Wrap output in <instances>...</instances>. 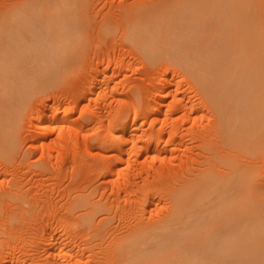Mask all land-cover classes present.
<instances>
[{"label":"bare ground","instance_id":"6f19581e","mask_svg":"<svg viewBox=\"0 0 264 264\" xmlns=\"http://www.w3.org/2000/svg\"><path fill=\"white\" fill-rule=\"evenodd\" d=\"M13 1L0 8V24L14 19L20 13L29 12L30 10L36 11L37 4H40L39 6L58 5L60 6L58 8L68 4L73 6L80 4V0ZM132 1L126 0L123 3L126 4L124 6L130 7L134 5L140 7L127 15L124 11L125 18L122 15L124 18V21H122L126 25L122 24L126 27L124 30L128 40L140 47L145 53H149L153 62L164 56L165 59L172 60V62L183 63L194 77L199 90L204 94L202 101L208 106L207 109L211 107L215 112L216 120L212 130L209 127L206 129L205 126H197L198 128L193 129L196 136L204 140L203 142L201 141V147L197 146V148H200L199 150L202 148L203 152H200L204 155V159L200 161V157H202L200 153L201 156H199L198 161L201 164L199 166L196 164L198 166L197 170L196 168L191 169L185 166V169L181 170L183 176H180L182 173L178 174V171L177 175H174L176 173L174 171L169 174L168 170V175L162 174L158 178V182L157 178L154 179L155 181L153 179L149 181V176H144V178H148L144 181L148 180L149 182L147 184L144 182L146 186H140H144L147 191H142L144 194L141 195L142 197L138 195L134 199V204L138 203V201L144 204L148 199L155 202L154 194L151 196L153 192L150 193V190L154 189L159 191L158 195L161 193V196H164L163 210L160 208L159 212L157 211L158 213L149 214V216L153 214V218L148 221L142 220L145 214H138L137 218H135L138 221L135 224L133 223L135 227L132 226L122 236H115L110 239L108 242L110 250L108 249L106 252L110 253V259L115 258L124 264H241L240 249L236 250L237 246L242 247L247 244L245 241L251 243L258 236L252 229L247 232L242 231L241 226H254V229H256V226H264V196H261L258 193L259 191L256 193L257 188L264 185V166L261 167L258 161L253 159L254 162L252 164L249 162L250 164L246 167V171L244 170V173L241 172L242 175H238L236 170L232 169L234 166L232 168L226 167L225 169L220 167L222 162L218 161L222 159L218 158V154H221L226 161L229 155L233 154V149L230 152L229 148L228 154H226L227 152L225 154L222 153L224 151L223 142L226 140L233 148L235 143L241 142L239 144H242L245 141L247 144L250 138L251 141L249 143L251 146L255 144L257 149L260 145L264 146V0H163L154 3H146V0H134L135 3H131ZM137 1H140V3L138 2L139 5L136 3ZM117 14L119 15V13ZM117 20L119 21V19ZM111 24H108L107 28L112 27ZM67 65V63L63 64L62 68L57 71V77L60 80H65L64 71ZM108 66L98 70V73L92 78V84L88 88V93L93 95V97L96 95L99 98L98 100L101 99L105 102L109 99V94H106L107 92L98 93V89L105 84L109 86L108 75L107 78L105 76V74H108ZM111 75H109L110 80ZM4 77H7V81H2L0 77V162L7 164L9 161H16L17 163L19 158L17 161L13 157L18 155V153L23 155L29 153L31 155L33 153L32 149H22L23 144L25 145L27 140L38 139L39 141L35 146L37 152L38 149H42L44 153L49 151V154L45 155L46 153H43L41 162L37 163L38 166L35 164L37 168L33 166L35 167V171H33L36 172L38 179L36 178L33 183H28L29 179L26 180L28 185L31 184L29 187L24 188L25 183L22 182L23 172L19 173V170H16L17 174H15V177L12 176V179L7 181H5L6 178L0 180V224L6 223L7 227L6 230L0 231L5 234V236H1L0 233V259H4H2L3 261L0 260V264H72L74 258L80 257V251L83 248H80V243L84 242H80V226H101L96 233L99 235L97 236L98 238L100 237L104 240L107 232L106 230L102 231V226H111L112 220L116 215L115 211L121 209L117 211L121 212L127 209V204L131 205V200L129 201L127 197L125 198L124 196V201H121L122 199L120 198L121 194L123 195L122 190L130 188V186L133 187L136 181L131 172L133 169L131 167V159H127L124 150L132 148L133 145L131 147L129 145L128 149L125 146L134 140L131 136L137 135V131L130 129L131 125L128 126V121H126L128 109L122 105L114 113L111 111L112 113L108 115H106L107 112L103 108L100 113L96 111L102 115H100L101 117L96 115L98 113L95 115L90 113L89 118H100L99 123L104 124V133L100 140L94 138L95 136L91 137V139L97 140L103 145L102 149L104 151L111 153L100 164L96 161L94 163L100 165V171H105L104 174L118 173V175L123 176L124 180L121 181L120 186L117 185L119 187L118 190L116 189L117 191L115 190V193H117L115 196L112 195L113 197L110 198L111 195L108 197L110 193L105 192L106 195L108 194L106 200L103 197L94 200L92 195L95 192L94 188L98 187V185L89 193L84 192V187L78 190L77 186L79 185L77 183L80 181V169L76 168L75 170V167H73L71 183L65 185L63 189L57 190L56 188L60 194H55V187H51L53 184L50 181L51 179L54 180L53 178L60 179L61 175L64 178L67 176L65 174L67 173L71 155L73 156L71 161L74 166L78 164L79 167L80 163L88 167L93 165V160L89 158L80 160V142L76 141L75 144L74 140L77 137L75 139L72 137L74 132H79L80 123H75L74 127L68 121L64 123V117L58 115L56 111L58 108H56V104L59 101L54 105H50L45 102L43 97L38 99V102H35L31 109L29 108L32 105V98L38 93L50 91L49 86L51 85L46 84V86L43 85L40 88L36 87L38 89L33 90L27 97L25 93L29 88V84H24L27 81L23 75L19 73H4ZM55 90L53 92L56 95ZM78 91H80V88H78ZM37 104L41 105L35 109ZM75 104H77V101ZM187 105H190V103ZM61 106L63 105L60 104L59 107ZM190 106L192 107L191 114L194 111L196 113L195 104ZM153 109L154 106L151 105L149 113ZM167 109L166 111H168ZM188 109L189 113L190 109ZM28 110L27 116H33L38 112V122L35 123L38 129H36V133H33L31 127H29L33 119L24 120ZM102 110L104 113L101 112ZM68 117L66 118L68 119ZM145 133L146 139H142H145L146 142L151 143L157 137L156 134L153 135L155 132L153 134ZM53 134L56 136L51 138ZM210 135L215 139L206 142L205 139L208 136L210 137ZM154 136L156 137L154 138ZM136 137L139 139L144 137V135ZM49 139H51L49 143L51 147L47 149L45 144L48 143ZM89 139L87 138L86 140L89 141ZM136 139L135 143L137 142ZM143 147L145 148L144 145ZM152 147L154 151L156 147L154 145ZM152 147L150 148L152 149ZM236 148L237 152L239 149L237 144ZM199 150L197 149V151ZM143 155L145 154L143 153ZM232 157L234 158V154L230 159H233ZM112 158L115 161H112ZM22 160L21 164L26 159ZM238 161L237 159L236 164H239ZM124 163L128 165L122 168ZM224 163L226 164L225 161H223ZM16 165L18 166V164ZM32 168L30 167L29 170ZM260 171H262V175L258 177ZM29 173L31 174V172ZM219 173H222L220 174L221 176H219ZM175 176L181 178L175 179ZM34 178L32 177V179ZM108 186L99 187H105L104 189H106ZM246 194L251 195L255 208L254 215L244 223L240 201ZM134 204L131 205V208H128L131 210ZM139 205L142 208L145 207L144 205ZM61 209H63V212ZM112 211H114V214H111L113 213ZM127 212L128 209L125 213ZM151 212H153L152 209ZM125 215L129 217V214ZM140 215L142 216L141 220ZM39 216L42 218L41 221H46L45 223L48 221L52 222L54 219L58 223H62L61 225H68L67 223H69L73 226H57L58 224L56 226H24L23 223L26 222L25 225H27V222H34L33 219L36 221ZM123 218L120 215V220L119 218L117 220L121 222ZM135 219L133 221H136ZM18 222H20L19 226H17ZM114 222L113 224L115 225ZM123 222V225L124 223L126 224V222ZM10 224L16 226H9ZM36 224L38 223H34V225ZM113 224L112 226H114ZM122 224L121 226H123ZM129 224L126 226L133 225ZM196 226L207 227L200 230L199 234L191 235ZM209 226L220 227L210 230L212 228ZM230 228L235 230L224 236L221 235L218 239V247L212 248L216 240L213 241L211 236L216 234L219 229ZM111 229L108 231L110 232ZM179 232H183L184 235L181 236ZM173 233L177 234L173 235ZM209 233L210 235H207ZM174 241L181 245L185 244V251L181 252L182 249L175 251L170 249ZM235 252L239 253L236 254ZM139 254L144 256V258H141L142 256L140 257ZM164 254L168 255L164 256ZM79 260L75 259L76 262L73 261V264H80Z\"/></svg>","mask_w":264,"mask_h":264},{"label":"rangeland","instance_id":"374dc122","mask_svg":"<svg viewBox=\"0 0 264 264\" xmlns=\"http://www.w3.org/2000/svg\"><path fill=\"white\" fill-rule=\"evenodd\" d=\"M12 1L13 0H0V8L3 7L4 5L10 4ZM125 1L126 0H84V1L80 0V4H77L74 6L68 4V5H64L61 8H58L60 7L58 5L57 6L55 5L54 6H47V5L39 6L40 4H37L38 6L36 7V11L30 10L29 12L27 11L25 13H20L14 19L8 20L7 22H3L0 24V77L2 81H7V77H4V73H9V74L19 73L20 75H23L27 81L24 84H27V83L29 84V88L27 89V92L25 93V96L27 97H29V94L33 90L38 89L43 85L46 86V84L51 85L49 86L50 91L48 90L47 92H43L40 94L38 93L35 95L34 98H32L33 99V101L31 102L32 105L29 108L31 109V107L35 105V102L37 103L38 102L37 100L42 99L43 97L45 98V102L49 103L50 105H54L58 101L59 103L61 102L60 104H62L63 106L59 107L60 104L57 103L56 108L57 107L58 108L57 109L55 108V109L58 112V115H61L62 117H64V123L65 121H68L70 122L69 123L70 125L73 124L71 125L73 127L75 126L74 125L75 123H80L79 132L78 133L77 131L74 132L73 134L74 136H72L73 139L77 137L74 140L75 144H76V141L80 142V147H79L80 160L88 159V158L93 160L92 162L93 165L90 167L82 163H80V166L78 167V164L74 166V164L72 163L71 159L73 158V156L71 155L68 166H67L68 167L67 173L65 174L67 176L64 178V176L61 175L59 177L60 179L53 178L55 181L52 179H51L52 182L50 181V183L53 184V185L50 184L52 185L51 187L52 188L55 187L54 188L55 194L59 195L60 193H58L57 190L63 189L65 185H68L71 183L73 167H75V170L76 168L78 170L80 169V181L77 183V185H79L77 186L78 190H81V188L84 187L85 188L84 192L89 193L94 187L98 185V187L94 188L95 189L94 191L95 192L97 191L96 194L94 192L92 195L94 200L100 199L101 197H103V199L106 200L107 195L109 193L110 194L108 195V197H110L111 195L110 198L113 197L112 195L115 196L117 194L115 193V190L116 189L118 190V187L120 186L121 181L124 180L123 176H121L120 174L118 175V173L106 175L104 174L105 171H100L101 170L99 167L100 165H96V163H94L96 161L98 164H100V162H102L103 159L107 158L111 154L110 152L104 151V149H102L103 145L97 142V140H100L101 136L104 133V124L99 123L100 118L96 119L95 117L94 119H91L88 117L90 113L91 115H95L96 113H98L96 111H99L100 113V110L102 108L103 110L107 112L106 115H108L109 113L110 114L112 112L114 113V111L119 106L121 105L124 106L125 108L128 109V116L126 117V121H128L127 122L128 126L131 125L130 129L137 131V135H135L134 137L131 136V138L134 139L130 141L131 144L129 143L125 146L126 149H128L129 145H130L129 147L133 145L132 148H130L129 150H124V152H126L127 159L129 160L131 159L130 160L131 165H132L131 167L133 168L131 172H132L133 177H135L134 178L136 180L135 184L137 185L135 187V184H134L133 187L130 186V188L128 187L125 190H122L123 195L121 194V198H120L122 199L121 201H124L125 198L127 197L129 201L131 200L130 204L131 205L134 204V201H135L134 199H136L138 195L139 196L143 195L144 191L145 192L147 191L146 189H144V186H140V185L146 186V184L149 181H152V179L153 181H155L154 179L156 178L158 182L159 181L158 178L162 174L168 175V170H169V174L170 172L174 171L176 172L174 175H177V171H178V174L182 173L180 176H183V172L181 170L185 169V166H188L191 169L196 168L197 170L198 166L201 164V162H199L198 160H199V156H201L200 153L203 152V150L202 148L201 150H199L200 148H197V146L201 147V141L203 142L204 140L199 139V137L196 136V134L194 133L193 129L195 130L196 128H198L197 126H203V127L205 126L206 129H208L209 127V129L212 130V127L215 124L216 114L212 110L211 107L207 109L208 106L204 103V101H202L204 94L201 92V90H199V86L196 85L194 77L192 76V74L189 73L188 69L183 65V63L181 64L179 62H172V60L165 59L164 56H161L158 61L156 60L153 62L149 53L147 52L145 53L143 50L140 49V47L136 46L135 44H133V42H130V40H128L127 34L124 30L126 28L125 22L123 23L124 18L129 12H132L133 10L136 11V9L140 7L134 6V5L130 7L124 6L126 5V4H123L125 3ZM130 1L132 0H129V2ZM161 1L163 0H149V1L146 0V3H151V2L154 3V2H161ZM133 2L135 3L134 0L131 3ZM138 2L140 3V1L136 2L139 5ZM142 3H145V2H142ZM124 7L126 8L128 7V9ZM129 8H131L130 9L131 11L129 10ZM124 11L126 15H124ZM117 13H119V15ZM122 15L124 16V18L122 17ZM117 19H119V21ZM111 22H113V24H111ZM122 23L125 25H123ZM108 24H111L112 27L114 25L113 27L114 29L112 27L107 28ZM104 26L106 27V29ZM85 28L86 30H84ZM102 30H105V31H102ZM65 63L68 64L66 70L64 71L65 80H60L57 77V71L60 68H62V65ZM105 66H108V71H107L108 74H105V76L107 78V75H108L107 79L109 81V86L107 84L101 86L98 89V93L107 92L106 94H109V99L107 100V102L102 101L101 99L98 100L99 98H97L96 95H94L93 97V95L88 93V88L92 84V78L98 73V70H101ZM109 75L112 76L111 80H110ZM56 82H58V84H56ZM78 88H80V91H78ZM54 89H56L55 90L56 95L53 92ZM79 92H80V95H79ZM175 93L176 95H174ZM55 99L56 100L58 99V100L56 101ZM76 101H77V104H75ZM188 103H190V105L195 104V107L197 110L196 113L194 111V113L191 114L190 111L192 107L190 105H187ZM165 104L168 106V109ZM40 105L41 104H37L35 106V109L40 107ZM151 105L154 106V109L152 112L149 113V108ZM180 106L184 110L181 109ZM166 109L168 111H166ZM187 109L189 110V113ZM29 110L26 113L24 120L33 119L32 123L29 122L31 123L29 127H31L33 133H36L38 129L35 123L38 122V118H37L38 112L35 113L33 116L31 115L27 116V114L29 113ZM103 110L101 111L102 113H104ZM168 112H170L171 114ZM99 113L96 115L101 117L102 115ZM167 115L170 117H168ZM191 115L194 117H192ZM65 116L66 117L69 116L68 119ZM134 117L137 119H135ZM205 123L207 126L205 125ZM66 124L68 123L66 122ZM145 132H147L148 134L149 133L153 134L155 132L153 135L156 134L157 137L154 136V138L156 137L157 139L155 138L156 139L155 140L153 138L154 140L151 143L146 142ZM143 135L144 137H141ZM55 136L56 135L53 134L51 138H54ZM93 136H95L94 138H97V140L91 139V137ZM136 136L138 137L140 136L141 137L139 138L140 140ZM87 138H90L91 140L89 139V141H87L86 140ZM142 138H145V139H142ZM207 138L205 139L206 142H210L212 141L211 139H215L213 138L212 135H210V137L208 136ZM135 139L137 141L136 142L137 144L135 143ZM250 139L247 142L248 145L245 143V141L242 142V144H239L241 143L239 142V143L234 144L235 146L234 148L233 146L228 144V140L224 139L226 141L223 142L224 151H222V153L225 154L227 152L226 154H228L229 153L228 148L230 152L233 149L234 158L232 157L233 159H230L231 156H233V154L231 156L229 155V158L226 157L227 158V161H226L225 158L221 156V154H218V158L222 159L218 161L219 159L217 158L218 162L220 163L222 162L221 164L219 163L220 167L225 169L226 167L232 168L234 166V168L232 169L236 170L238 175H242V173L246 171L245 169L246 167H248V164H250L249 162H251L252 164L254 160L255 161L257 160L258 164H260V166L263 167L264 166V163H263L264 162L263 160L264 159V146L260 145L257 149L255 147L256 145L252 144L253 146L252 147L251 144L249 143L251 141ZM50 140L51 139H49L48 143L45 144V147L47 149L48 147H51L49 144ZM38 141H39L38 139L33 140V141L27 140L25 145L23 144L22 146V149L24 148L25 150L32 149L33 155L32 154L30 155L29 153H26V155L18 153V155H16L17 157L14 156L13 159L18 161V158H19V162L16 163V161L14 162L9 161L12 163L11 164L7 162L9 166H7V164H2V162H0V180H4L5 178H6L5 181L12 179L13 177H15V174H17V171L19 170V173L23 172L22 182L25 183L24 188L29 187L31 185V184L28 185V183H33L35 181V179L37 178V175H36V172H34L35 171L34 169L37 163L41 162L42 157H43L42 155L44 153L42 149L40 150L38 149V152H37L35 146L38 143ZM236 144H237V147H239L240 149V150L238 149L239 151L237 150V152H236V149H237ZM143 145L145 146V148L143 147ZM147 145H150V146H147ZM153 145L156 147L154 151L152 147ZM150 147H152V149ZM197 149L199 151H197ZM48 152L49 151L45 152L46 154L45 153L44 154L47 155ZM143 153L145 155H143ZM19 154L21 155V157ZM201 154H202V157H200V161H202L201 159H204L203 153ZM21 158L26 159L24 163L22 162V164H21V161L23 160ZM236 158L239 160L238 161L239 164H236L237 163ZM112 161H115V159L112 158ZM223 161H225L226 164L225 163L223 164ZM15 163L18 164V166ZM127 165L128 164L126 163L122 164V168L127 167ZM29 166L31 168L33 166L35 167L29 170L30 169ZM146 166H147V169H146ZM13 167L21 168L22 170L15 169ZM240 168H242L243 170ZM13 169L17 171L15 172ZM26 169L27 171H25ZM28 170L29 172H31V174L28 172ZM239 170L240 172H238ZM141 171L142 173H140ZM261 172L262 171L259 172L260 174L258 177L262 175ZM34 174H35V178H34ZM220 174L222 173H219V176H221ZM144 176L146 177L149 176L148 177L149 181L148 180L144 181L145 179H148L146 177L144 178ZM32 177L34 179H32ZM180 178L179 176H175V179H180ZM28 179L31 181H29ZM26 180H28V183H26L27 182ZM144 182L146 184H144ZM105 185L107 186L109 185V186L106 189H104L105 187L101 188ZM138 189L140 192L138 191ZM111 191L113 192L111 193ZM105 192H107L108 194L106 195ZM257 192L261 194V196H264V185H262V187L261 186L258 187L256 190V193ZM150 193H151V196L154 194L153 198L155 202L150 201L148 199L143 204L142 202L138 201V203H135L136 205L134 204L131 210L129 209L131 208V205L127 204V206L129 207V208L126 207L128 209V212L125 213L127 209L123 211L125 214H129V217H127L128 215H125L123 211L117 212V211H120L121 209H117V211H115V214L117 215V217L121 213L120 214L121 217H124V218L120 222L119 221L120 215L118 217L119 220H117L118 218L115 215V218L112 220L113 222L114 221L117 222V223L114 222L115 225L112 222L111 226H102L103 228L102 231L106 230L107 232V235L105 234L106 237L104 240H102L100 237L98 238L97 236L99 235H97L98 233H96L101 228V226H80V242L84 241L83 242L84 244L80 243V248L83 247L81 248V251H80V257L74 258V260H72V264H73V261L76 262L75 259H80L79 260L80 264H124L122 263V261L116 260L115 258L110 259L111 257L110 253L106 252L110 248L108 245L109 244L108 242L110 241V239H112L115 236L119 237L120 235L121 236L124 235L123 233H125L127 230L132 228V226L135 227L134 224L138 221V219L136 220L135 218H137L138 214H145L146 217L143 215L144 218H142V216L140 215V220L142 218V220L148 221L149 219L153 218L152 216L153 214H156L159 212L160 208H162L161 210H163V206H164L163 202L165 203L164 196H161V193H160L159 195L162 197L161 198L158 195L159 191L154 190V189H151ZM240 202H241L240 209L243 215V222L245 223L246 221L251 219L252 215H254L253 212L255 208V203L252 200L251 195L249 194H246L241 199ZM139 204H141L142 206L144 205L145 207L142 208ZM63 209H61V211ZM140 209L141 211H139ZM151 209L153 212H151ZM112 212L113 213L111 214H114V211ZM133 212L135 213V216ZM130 213L133 216L132 218L135 219L136 221H133ZM151 213L153 214L149 216V214ZM76 215H77V212H76ZM40 216L39 218H36V221L33 219L34 222H27V225H25L26 222L23 223L24 226H53V225L56 226L57 224H58L57 226H59L62 224V223L61 224L58 223V221H55L54 219L52 220V222L48 221L49 224L48 222L45 223L46 221H41L42 218H40ZM127 220L129 221L127 222ZM123 221L126 222V224ZM122 222L124 223V225L122 224ZM19 223L20 222H18L17 226H19ZM34 223H38L39 225L38 224L34 225ZM129 223L130 224L134 223V224L130 225ZM1 224H0V229L2 230L0 231L6 230L7 229L5 225L6 223L5 224L1 223ZM67 224L68 225L63 224L61 226H70V225L73 226L72 224H69V223ZM112 224L114 226H112ZM117 224H120V225H117ZM121 224L123 226H121ZM127 224H129L130 226H126ZM9 226H16V225L10 224ZM196 227L191 232L193 233L191 235L199 234L200 230H203L207 226H196ZM209 227L212 228L210 230H214L216 228H219L220 226H209ZM110 228H112L111 229L112 231L110 230L109 232L108 230ZM241 228H242V231L244 232H247L250 229H252L254 230V233L257 234L258 236L251 243H248L245 241V243L247 244H244L242 247L237 246L236 250L240 249L239 251L240 261H241L240 263L241 264H264V242H263L264 241V226H256V229H254V226H241ZM115 230L116 231L118 230V231L116 232ZM234 230H235L234 228L224 229V230L219 229L218 232H216V234L211 236V239L213 241L216 240L213 243L212 248L218 247V239L221 235L224 236L230 231H234ZM179 233H181V236L184 235L183 232H179ZM176 234L177 233H173V235H176ZM3 235L5 236L4 233H1V236ZM207 235H210V233ZM178 244L179 243L174 241L170 249L174 251L182 249L181 252H184L185 244H182V245L181 244L178 245ZM239 252H235V253L238 254ZM167 255L168 254H164V256H167ZM106 256L107 257L109 256L108 259H106L107 258ZM139 256L141 257L142 255L139 254ZM3 257L5 258V260H7L5 256ZM141 258H144V256H142ZM2 259L0 260L3 261L4 259L3 260ZM69 263H71V261H69Z\"/></svg>","mask_w":264,"mask_h":264}]
</instances>
